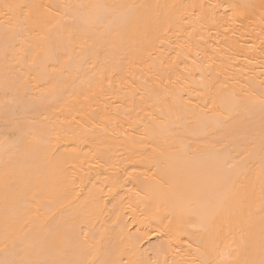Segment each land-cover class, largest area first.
<instances>
[{
    "label": "bare ground",
    "instance_id": "6f19581e",
    "mask_svg": "<svg viewBox=\"0 0 264 264\" xmlns=\"http://www.w3.org/2000/svg\"><path fill=\"white\" fill-rule=\"evenodd\" d=\"M0 264H264V0H0Z\"/></svg>",
    "mask_w": 264,
    "mask_h": 264
},
{
    "label": "snow or ice",
    "instance_id": "6c2138e0",
    "mask_svg": "<svg viewBox=\"0 0 264 264\" xmlns=\"http://www.w3.org/2000/svg\"><path fill=\"white\" fill-rule=\"evenodd\" d=\"M7 7V6H6ZM16 7H19V6H16ZM206 199L207 201L209 202V204L212 203L213 199H214V194L212 192H209L206 194Z\"/></svg>",
    "mask_w": 264,
    "mask_h": 264
}]
</instances>
